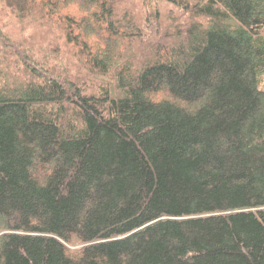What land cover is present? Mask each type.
I'll use <instances>...</instances> for the list:
<instances>
[{"label": "trees", "instance_id": "16d2710c", "mask_svg": "<svg viewBox=\"0 0 264 264\" xmlns=\"http://www.w3.org/2000/svg\"><path fill=\"white\" fill-rule=\"evenodd\" d=\"M0 264H264V0H0Z\"/></svg>", "mask_w": 264, "mask_h": 264}]
</instances>
